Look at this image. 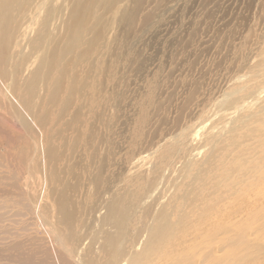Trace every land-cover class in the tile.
Instances as JSON below:
<instances>
[{
  "label": "bare ground",
  "instance_id": "6f19581e",
  "mask_svg": "<svg viewBox=\"0 0 264 264\" xmlns=\"http://www.w3.org/2000/svg\"><path fill=\"white\" fill-rule=\"evenodd\" d=\"M147 4L0 0V264H264V115L201 137L206 101L159 136L142 110L115 142L105 112L121 110Z\"/></svg>",
  "mask_w": 264,
  "mask_h": 264
},
{
  "label": "rangeland",
  "instance_id": "374dc122",
  "mask_svg": "<svg viewBox=\"0 0 264 264\" xmlns=\"http://www.w3.org/2000/svg\"><path fill=\"white\" fill-rule=\"evenodd\" d=\"M148 2L143 17L152 10L153 18L146 25L137 23L130 43L132 64L121 110L116 119L105 112L112 120L115 142L131 141L142 110L150 120L144 133L159 136L171 129L176 117L196 112L194 123L201 110L198 105L206 101L201 137L211 130L226 134L238 127L237 119L244 114L264 115V69L249 71L264 61V0ZM252 76L256 77L251 80ZM151 85L157 87L152 100L147 98ZM240 85L260 88L254 92L255 101L250 99L242 108H222L217 102L226 101L223 94ZM190 94L191 103L180 108ZM145 102L147 108L142 109Z\"/></svg>",
  "mask_w": 264,
  "mask_h": 264
}]
</instances>
